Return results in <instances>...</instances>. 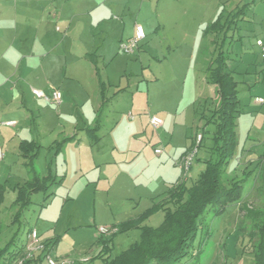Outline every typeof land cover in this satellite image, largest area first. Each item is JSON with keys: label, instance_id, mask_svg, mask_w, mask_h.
Returning <instances> with one entry per match:
<instances>
[{"label": "rangeland", "instance_id": "374dc122", "mask_svg": "<svg viewBox=\"0 0 264 264\" xmlns=\"http://www.w3.org/2000/svg\"><path fill=\"white\" fill-rule=\"evenodd\" d=\"M216 1L0 0V57L2 60L0 62V98L4 99L3 101L7 104L11 101L12 84L14 85L18 78L12 76L10 71L13 64L14 71L19 68L22 74V82L19 83V87L25 94V106H29L34 110H37V106H40L43 114L40 122L37 121L40 124L36 126L47 133L46 137L41 140L45 148L37 164L38 171L45 174L47 162L51 155L49 147L57 136L61 133L62 135L69 133L71 130L70 124L72 121L68 120L70 118L68 115L73 114L75 116L81 110L90 113L93 104H96V101L99 100L98 94L94 96L90 93V99L83 98L82 95V102L78 104L72 105L69 103L67 105L66 98H64L60 107L51 106L50 104H45L43 100L41 101L34 97L31 94L32 87L47 92V84L49 82L53 84L60 82L66 71L69 70L66 65V58L73 53L87 52L85 48L87 49L91 44H99L102 40H106L102 51L104 50L103 52L107 56L111 54L118 43L116 38L118 32H121L119 27L122 29L120 23L126 24L125 37L134 25H141L144 28L147 38L139 45L140 54L127 56V59L132 61L128 78H132L134 82L139 83L141 81L139 76L141 72H144L146 81H143V83L151 82L154 80L153 73L157 72L156 68H154V72L151 70V59L152 56L156 55L155 46L162 35L163 28L166 26L165 35L172 36L175 32L174 23H184L190 35H194L200 22H205L204 14L206 9H209L210 2L215 5ZM263 13L264 4H257L256 11L250 14L251 23L247 22L244 25L251 26V28L249 27L251 33H247L244 30L242 35H246L245 42L242 44L241 39L239 46L238 43H235L230 49V68L235 80L239 83L238 90L241 101V113L238 117L240 148L231 162L228 175L223 179V183L227 188L231 187L235 181L242 183L241 200L231 205L221 217L214 218L212 213L206 215L202 249L198 250V255H190L179 264H255L254 255H252L251 251H253L254 245L256 246L260 241L258 228L264 222V103L260 104L256 101L258 97L264 99V61L257 56V40L262 39L264 42V27L259 28L262 22L259 19L260 16L263 17ZM97 34H102V36H97ZM241 45L244 46V52L248 54V60L245 62L241 56ZM205 62L203 63L206 64ZM98 65L104 71L108 64L99 60ZM116 67H118V64ZM52 68H55V70L57 68L59 72L56 70L48 75ZM44 71L48 73L44 74ZM37 73H41L40 80L36 78ZM109 74H112L111 71ZM113 76H117L116 80L119 79L117 73H113ZM163 76L166 82L168 79L166 75ZM145 83L141 86L138 94H136L135 88L128 89L130 90L127 94L128 103L121 106L119 113L115 116V119L119 122H117L119 126L118 132L128 129L129 126L139 119L143 121L146 127L147 118L153 115L162 117L161 111L164 108L171 114L174 113V109L181 97L178 96L177 99V94L171 87H168L169 85L163 87L161 84L155 86L149 84V88L146 89ZM87 90L89 92L92 91L89 88ZM186 90V99L191 100L194 98V93L190 87H186ZM111 93L114 96V92L111 91ZM133 97L134 99L132 100ZM210 97L212 98L209 111L211 114L217 105L218 98L214 91L211 92ZM3 101H0V104ZM114 101L115 99L113 98L108 107L112 106ZM6 103L1 105L6 106ZM131 103L134 104L133 109H131ZM130 111L135 116L134 121L129 120ZM22 113H24L23 110ZM16 114V112H13L11 115L16 116ZM206 116L208 117V114ZM18 117L20 119L19 127L24 126V115L20 114ZM84 122L89 121L84 120ZM79 123L81 124V120ZM170 130H172L171 124L169 126ZM211 137L212 135L209 136V133H207V146H209L210 141L212 142ZM201 149L199 148V151ZM2 153L7 155V160L0 161V184L8 181L7 184L10 187L23 183L27 179L24 161L19 159L14 151L7 152L5 150ZM156 167H153L150 171H154ZM142 170L144 171L145 168L139 169L134 176L141 175ZM147 173L148 170L143 172L141 177L134 180L142 184L140 186L141 190L143 186L147 185L145 183L147 182ZM119 177L125 179L124 175ZM21 178H23V181L20 180ZM94 193L95 187L92 185L89 190L84 191L80 199L68 201L64 210L62 206L64 199L60 195L56 198L53 205H48L45 209L43 207V194L34 195L33 203L24 213L20 225L18 226L17 224L11 227V214L14 212L11 205L16 195L12 190H9L6 193V199H4L3 221H1L3 233L0 237V248L4 249L6 242L16 232L18 236L13 248L23 243L29 229L31 230V227L38 221L39 214L44 212V215L49 220L52 219L50 224L54 225L51 228H54L56 222H59L58 230L62 229L66 227V220L69 219H74L77 225L85 226L78 228L77 233L72 232L58 248L59 254H65L66 259L73 260L76 264H79L80 255H92L97 251L96 246H94L96 241L95 228L93 227L94 218L99 224L103 218L110 220L111 216H119L125 213L127 209L128 211L135 209L131 205L126 209L123 206L126 203L120 198L113 200L111 198L108 199L104 195L103 201H101V198L96 200ZM102 193L103 191L100 190V195ZM102 203L104 206L103 211L101 208ZM108 204H110V207ZM121 206L124 208H121ZM61 215L63 218H61ZM153 215L148 219L153 221V225L156 228L157 226L155 225L160 224L161 219L159 221L157 216ZM201 234L202 232L199 234L200 237ZM207 235L210 236L207 237ZM105 237L108 238L110 236ZM138 240V232L118 236L114 241L113 257L126 251ZM73 242L81 245L73 247L76 244ZM92 247L93 249L90 251ZM100 255L99 253L96 259H103L104 256ZM103 262L107 264L106 260ZM4 263L3 260L0 261V264Z\"/></svg>", "mask_w": 264, "mask_h": 264}, {"label": "crops", "instance_id": "0c3cea01", "mask_svg": "<svg viewBox=\"0 0 264 264\" xmlns=\"http://www.w3.org/2000/svg\"><path fill=\"white\" fill-rule=\"evenodd\" d=\"M257 4H264V0H217L215 5H212L210 2V7L209 9H206L204 14L205 22H200L198 30L194 35H190L189 30L184 23H174L175 32L172 36L165 35L166 26L163 28L162 35L155 46L156 55L152 56L150 64L152 67L151 70L154 72V68H156L157 72L153 73V81L144 83L146 89L149 88V84H151V86L161 84L163 87L169 85L168 87H171V89L177 94V99L178 96L181 98L174 109V113L171 114L164 108L161 111L162 117L159 115H153L158 116L163 120V125L157 129L151 125L150 119L152 116H150L149 118L146 117L148 119L146 121V127L144 126L145 124L143 121L139 119L129 126L128 129L118 132V121L115 119V116L119 113V108L128 103L129 99L127 94L130 91L128 89L135 88L136 94H138L141 86L144 84L143 81H146L144 72H141L139 76V78H141L139 83L134 82V79L132 78H128V72L130 71V67H132V61L131 59H127V56L139 55L141 51L140 48H138V50L132 55H126L120 51V43L130 40L134 36L136 25L131 27L129 34L125 37V31H127L126 24L120 23L122 29L119 27L121 32H118L116 38V41L118 42L117 46L111 54H108V56L106 53L104 54V50L102 51L106 44V40H102L99 44H91L90 47L87 48L88 50L85 48V51L87 52H82L80 54L73 53L70 54L69 57L66 56V65L69 70L66 71L60 82L56 81V84L49 82L46 86L47 92L32 87V89L41 90L47 95H51V87L58 89L62 93V103L60 105H54L44 99L36 98L41 101L43 100L45 104L57 107H60L63 104L64 98H66L67 105H69V103L75 105L82 102V95L83 98L90 99V93L94 96L98 94L99 101H96V104H93L90 113L81 110L75 116L73 114L68 115L70 116L68 120L72 121L70 124L71 130L69 133L64 132L65 134L62 135L61 133L57 136L53 144L49 147L51 155L47 162V170L45 174L39 172L37 168L41 153L45 148L41 143V140L44 139L47 134L45 131L36 127L40 124L37 123V121L40 122L43 116L41 107L37 106V110H34L29 106H25V94L19 87V83L22 82V74L20 73L19 68L14 71V65L12 64V70L10 69L12 76L18 78L14 85L12 84L13 92L10 103L7 104L3 101L4 99L0 98V101H3L1 104H7L6 106L0 104V151L5 152L6 150L7 152L14 151L17 153L18 158L24 161L27 170V179L24 180L23 183L21 182L10 187L7 184L8 181L4 184H0V237L3 233L1 221H3L2 213L6 193L9 190H12L16 195L15 202L18 196V188L23 187L33 178V175L27 166L28 161L21 155V144L24 142L36 143L41 147L40 155L34 165L35 172L41 178H48L51 175L62 180L60 185L51 188L47 194L50 195L47 200H45L46 197L43 195L44 209L48 205H53L56 198L60 195L61 198L64 199L62 205L64 210L68 201H76L80 199L84 191L89 190V187L92 185L95 187L94 198L96 200L101 198V201H103V197L106 195L108 199H122V201L126 203L123 205L126 209L129 208V205L135 208L131 211H128L127 209L128 212L125 211V213L119 216H111L110 220L103 218L99 224H97V220L94 218L93 227L95 228L96 233L94 246H96L97 251L92 255H80L78 260L79 264H104L103 261L107 259L108 256L103 257V259H96L102 248L99 243L101 236L98 232L100 226L112 227L136 220L152 209L155 204L165 199L168 191L182 181H185L188 185L197 182L200 174L205 170V161L209 160L213 154V141H210V144H208L209 146H207V133H209V136L212 135L213 137L215 128L213 125L206 127V122L212 115V113L210 114L209 112L211 109L212 98L210 95L212 91H214L218 98L216 106L220 104V98L217 94L218 88L211 82L209 69L218 53L217 51L221 42V37L220 41L215 44L214 35L207 34L206 31L219 18L223 11L235 14L244 9L245 18L239 22V30L236 35V39H239V41L236 42L238 43V46L240 45L241 39L243 44L246 35H242V32L244 33L245 30L247 33H251V30H249L251 26L244 25L247 22L251 23L250 14L253 11H256ZM261 17L262 16H260L259 19L260 22L262 21L259 25L260 29L264 27V13L263 17ZM97 36H102V34H97ZM146 38L147 36L144 40H146ZM258 41L263 40L258 39L257 42ZM103 42L104 44H102ZM231 47L228 48L229 57ZM243 47L244 46L241 45V56L245 62L248 60V54L244 52ZM257 56L261 58L260 47H258ZM99 60H102L103 63L107 62L108 65L106 66V70H101L98 65ZM1 61L0 57V62ZM204 61H206V64L203 63ZM117 64L119 68L116 67ZM56 70L55 68H52L49 73L46 71L43 73H48V75H50ZM110 71L112 74H109ZM57 72L59 71L57 70ZM113 73H117L119 76L118 80H116L117 76H113ZM163 75H166L168 79L166 82L164 81ZM40 76L41 73L36 74L38 80H40ZM102 83L104 84L103 87L101 85ZM186 87H190L191 91L194 93V98L191 100L186 99ZM88 88L92 91L89 92L87 90ZM32 89L31 94L33 95ZM111 91L114 92V96L111 95ZM113 98L115 101L112 103V106L108 107V104ZM133 99L134 97L132 100ZM133 108L134 104L131 105V109ZM22 110L24 113H22ZM13 112L17 113L16 116L11 115ZM130 113L133 115V118L129 117V120L134 121L135 116L131 111ZM20 114L24 115V126L21 127H19L20 119L18 117ZM207 114L208 117L206 116ZM80 120L81 124L79 123ZM84 120H88L89 122H86V124ZM8 122H15L16 124L7 125ZM97 124H99V130L96 135L99 138V142L94 143L89 135V131L94 130ZM170 124L172 125V130L169 131ZM198 134H204V141L200 147V149H202L198 152L191 173L186 178L184 177L183 169L181 167V161L183 157L191 151L193 145L195 146L196 136ZM62 140L70 141L66 142L62 148L58 149V143ZM203 144L204 146L202 147ZM239 148L240 143L238 149ZM157 149H162V153L156 154ZM3 155L4 156L2 159L0 158V161L7 160V155L4 153ZM153 167H156V169L151 172L150 170ZM141 168H145L144 171H141L142 174L148 170V173L146 174L147 182H145L147 185L145 187L143 186L142 190L140 189L142 184L134 181L142 176V174L134 176ZM120 175H124L125 179L119 177ZM22 179L23 178L20 180L23 181ZM100 190L103 191L101 195ZM33 197L34 195L32 196V199ZM14 202L11 205V208L14 211L13 214H11V227L17 225L14 224L17 211V208L14 207ZM108 206L110 207V204H108ZM123 206H121V208H124ZM101 208L103 211V203ZM44 214V212L39 214L38 221L31 227V230L35 229L40 241L44 243L57 241V246L52 252V255L58 259L65 258V254L61 255L58 253V248L65 242L64 239L68 238L72 232L77 233L78 228H83L85 226L77 225L75 224L76 222L74 219H69L66 220V227L58 230L59 222H56L55 227L51 228L54 225L50 224L52 219L49 220ZM62 215L61 218H63ZM153 216H157L159 221L161 219V223L159 224L157 222L158 224L155 225L157 226L156 228H158L163 223L165 214L164 212L159 211ZM150 220L151 219H147L143 225L155 228L153 221ZM134 232H138L140 239L139 230H131L121 235H129ZM16 233L14 235H16ZM14 235H12L5 245L12 240ZM114 241L112 249L114 247ZM26 243L27 235L23 243L15 246V249L18 250L19 247H22V249L25 248ZM73 243H76L73 247L81 245L77 242ZM93 247L90 248V251H92ZM1 249L3 248L1 247L0 250ZM23 252H21V255ZM112 253L113 251L111 252L110 257L113 258ZM84 259H88L89 261L83 262ZM3 261L6 263L5 259H3ZM45 263L47 262L39 256L37 259L33 260V262H29L28 264ZM11 264H15V260Z\"/></svg>", "mask_w": 264, "mask_h": 264}, {"label": "trees", "instance_id": "16d2710c", "mask_svg": "<svg viewBox=\"0 0 264 264\" xmlns=\"http://www.w3.org/2000/svg\"><path fill=\"white\" fill-rule=\"evenodd\" d=\"M244 16V9L235 14L223 11L206 31L207 34L214 35L215 44L220 41V37L221 42L209 69L211 82L218 88L220 104L213 109L210 119L206 122V127L213 125L215 131L212 137L213 154L209 160L205 161V170L192 186L182 181L171 188L166 198L155 204L144 215L122 225L113 226L118 229L117 233L108 238L101 237L100 256H108L107 264H179L190 255H198V250L200 251L203 247L202 236L206 215L212 213L214 218L221 217L231 205L241 200L242 183L235 181L231 187L227 188L223 179L228 175L229 167L239 147L238 117L241 113V101L238 82L230 70L228 48L239 41L236 39L238 24L244 20ZM101 85L103 87L104 84ZM98 130L99 124L94 130L89 131L94 143L99 142L96 135ZM68 141L70 140H62L57 148H62ZM193 148L194 145L191 150ZM40 151L41 147L36 143L21 144V155L28 161L27 166L33 178L23 187L18 188V196L14 202V207L17 208L14 224L20 225L24 213L32 205L33 195L43 194L47 200L50 197L47 194L51 188L62 183V180L55 176L41 178L35 172L34 165ZM159 211L165 214L161 226L153 228L143 225L150 216ZM131 230L140 231L139 241L111 259L110 254L113 251L112 245L115 238ZM258 230L260 241L256 246L254 245L251 253L254 255L255 264H264V222ZM17 236L18 233L4 249L0 250V261L5 259V264L16 261L25 249L13 248ZM199 237L200 241L196 247ZM56 246L57 241L45 242V248L49 253L53 252ZM29 262L33 260L25 264Z\"/></svg>", "mask_w": 264, "mask_h": 264}, {"label": "built area", "instance_id": "2783aa9c", "mask_svg": "<svg viewBox=\"0 0 264 264\" xmlns=\"http://www.w3.org/2000/svg\"><path fill=\"white\" fill-rule=\"evenodd\" d=\"M146 33L144 28L141 25L135 26V34L134 36L128 40L120 43V51L126 55H132L138 50L140 43L145 39ZM258 47L261 49V59L264 61V42L258 41ZM52 93L51 95L45 94L43 91L38 89H32V93L35 97L39 99H44L49 103H53L54 105H60L62 103V93L53 87H51ZM256 101L260 104L264 103V99L256 98ZM130 118H133V115L129 114ZM150 123L154 128H159L163 125V120L158 116H152L150 119ZM15 122H8L7 125H15ZM203 134H198L196 136V143L194 148L188 152L181 161V167L183 169L184 177L190 174L192 167L195 163L196 156L198 154L200 145L203 142ZM162 149H157L156 154H161ZM3 153L0 151V158H3ZM118 229L116 227H106L102 226L98 228V232L101 237L111 236L117 233ZM53 253L47 252L45 248V243L40 241L38 233L35 229L30 230L27 234V243L25 245L24 252L22 255L15 261V264H25L30 260H35L39 256L42 257L48 264H76L73 260L66 258H55ZM88 259H84L83 262H87Z\"/></svg>", "mask_w": 264, "mask_h": 264}]
</instances>
